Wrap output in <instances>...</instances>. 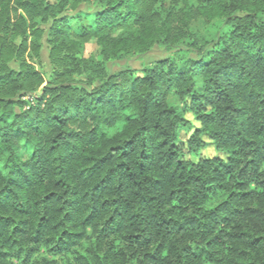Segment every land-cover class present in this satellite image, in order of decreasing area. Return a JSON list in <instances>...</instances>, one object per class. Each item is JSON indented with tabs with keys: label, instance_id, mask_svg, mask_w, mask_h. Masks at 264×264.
<instances>
[{
	"label": "trees",
	"instance_id": "1",
	"mask_svg": "<svg viewBox=\"0 0 264 264\" xmlns=\"http://www.w3.org/2000/svg\"><path fill=\"white\" fill-rule=\"evenodd\" d=\"M0 264H264V0H0Z\"/></svg>",
	"mask_w": 264,
	"mask_h": 264
},
{
	"label": "rangeland",
	"instance_id": "2",
	"mask_svg": "<svg viewBox=\"0 0 264 264\" xmlns=\"http://www.w3.org/2000/svg\"><path fill=\"white\" fill-rule=\"evenodd\" d=\"M49 1L53 2L54 0H49ZM95 50H96V48L92 43L86 44L84 46L83 56L85 58H87L90 55H92L95 52ZM167 56H168V54L164 51V49L154 48V49L148 51L147 53H145L143 55H135L134 57H132L128 61L120 62L115 67H119V68L129 67L132 70L138 71L143 66L151 64V63H153L159 59L166 58ZM115 67L113 69L114 71H116V69H117ZM35 68L38 71H41L45 74L50 71V66H49V62H48V47L46 46L44 41H43V46H42V50H41V65H38L35 63ZM166 101H167L168 105H171V106L179 105V107L181 106L178 103L177 99L172 94L168 95ZM185 118L188 119L194 127L188 133L181 132L179 134V139L183 140V141H185L188 138V136L194 131V129H196L198 127V123L194 122V120L190 114H186ZM204 140H205V143L207 144V146L205 147L204 150L201 151L200 157L212 158L214 156H219L221 158H224V155L219 154L214 150L213 146L209 143L207 138L204 137ZM23 156H25V155L23 154Z\"/></svg>",
	"mask_w": 264,
	"mask_h": 264
}]
</instances>
